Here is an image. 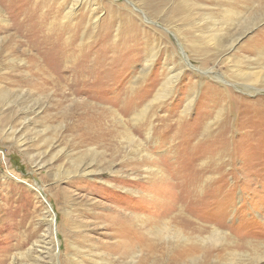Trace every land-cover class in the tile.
Returning <instances> with one entry per match:
<instances>
[{
  "label": "rangeland",
  "instance_id": "374dc122",
  "mask_svg": "<svg viewBox=\"0 0 264 264\" xmlns=\"http://www.w3.org/2000/svg\"><path fill=\"white\" fill-rule=\"evenodd\" d=\"M145 1L0 0V264H264V0Z\"/></svg>",
  "mask_w": 264,
  "mask_h": 264
},
{
  "label": "bare ground",
  "instance_id": "6f19581e",
  "mask_svg": "<svg viewBox=\"0 0 264 264\" xmlns=\"http://www.w3.org/2000/svg\"><path fill=\"white\" fill-rule=\"evenodd\" d=\"M160 0H146L145 1V3L147 4V5H149V8L151 9H153L155 12H156V10H157V8L159 7V5H160ZM145 4V5H146ZM147 8V7H146ZM47 11V10H46ZM48 15H49V13H48ZM55 16V15H54ZM57 16V15H56ZM46 17V16H45ZM44 17V18H45ZM49 18V17H48ZM55 18V17H54ZM50 20V19H49ZM41 21V20H40ZM44 21H46L45 19H44ZM63 21V20H62ZM59 21H57V23H58ZM40 24V23H39ZM64 24V23H63ZM36 25V24H35ZM35 25H34V27H35ZM42 25V24H41ZM53 25V24H52ZM40 26V25H39ZM48 26V25H47ZM50 26V25H49ZM55 27V26H54ZM37 28H38V26H37ZM41 28V27H40ZM72 28V27H71ZM71 28H70V33H71ZM36 29V28H35ZM63 29V28H62ZM65 29V28H64ZM46 30V29H45ZM52 30V29H51ZM41 31V30H40ZM47 31V30H46ZM49 31V30H48ZM60 31V30H59ZM58 31V32H59ZM76 31H77V29H76ZM38 32V31H37ZM67 32H68V30H67ZM41 33V32H40ZM51 33V32H50ZM60 33V32H59ZM59 33H57L58 35H59ZM74 33V32H73ZM39 34V33H38ZM63 34V33H62ZM64 34H66V33H64ZM36 35V34H35ZM50 35V34H49ZM67 35V34H66ZM71 35V34H70ZM42 36V35H41ZM44 36H47V35H44ZM63 36V35H62ZM72 36V35H71ZM54 37H56V36H54ZM61 36H59V38H60ZM64 37H65V35H64ZM64 37H63V39H64ZM68 37V36H67ZM74 37H76L75 36V34H74ZM42 38V37H41ZM45 38V37H44ZM57 38V37H56ZM66 38V37H65ZM54 39V38H53ZM77 39V38H76ZM84 39V38H83ZM119 40V39H118ZM91 42H92V40H90ZM53 42V41H52ZM59 42V41H58ZM62 42L64 43V41L62 40ZM71 43V42H70ZM80 43V42H79ZM17 45V44H16ZM21 45V44H20ZM32 45V44H31ZM38 45V44H37ZM59 45H60V43H59ZM74 45V44H73ZM18 46V45H17ZM62 46V45H61ZM86 46V45H85ZM39 47V46H38ZM70 47H72V46H70ZM74 48V47H73ZM76 48V47H75ZM33 49V48H32ZM63 49H64V47H63ZM67 49V48H66ZM80 49V48H79ZM71 50V49H70ZM60 50H58V52H59ZM64 51V50H63ZM74 52V51H73ZM24 54V53H23ZM38 54V53H37ZM71 54V53H70ZM73 54V53H72ZM66 55V54H65ZM76 55V54H75ZM62 56V55H61ZM60 56V57H61ZM73 56V55H72ZM66 57V56H65ZM77 57V56H76ZM68 58V57H67ZM61 59V58H60ZM73 59H75V58H73ZM73 59H72V61H73ZM79 60V59H78ZM69 61V60H68ZM75 61V60H74ZM34 62V61H33ZM70 63V62H69ZM63 64H64V61H63ZM65 64H67V63H65ZM72 64V63H71ZM63 66V65H62ZM69 67V66H68ZM60 68V67H59ZM57 73V72H56ZM49 76H52V75H49ZM175 79V78H174ZM62 80V79H61ZM167 80V79H166ZM171 78L169 79V81L167 80L166 82L168 83V84H172V82H171ZM173 81V80H172ZM50 84V83H49ZM53 84V83H52ZM51 84V85H52ZM61 84V83H60ZM55 85H56V83H55ZM76 87V86H75ZM190 102V101H189ZM187 103L185 106H186V110L189 108V106H190V104L191 103ZM92 110V109H91ZM184 110V109H183ZM185 110V111H186ZM97 112V111H96ZM92 113V112H91ZM94 115V114H93ZM92 115V116H93ZM87 118V117H86ZM93 118V117H92ZM96 118H98V117H96ZM94 119V118H93ZM185 213V212H184ZM119 217H121V216H119ZM123 219H126V218H124L123 217ZM125 221V220H124ZM127 222V221H126ZM125 223V222H124ZM117 225H119V224H117ZM177 228V227H176ZM180 228V227H179ZM122 229V228H121ZM120 228H118L117 227V229H116V233H118L120 230H121ZM175 230H177V229H175ZM176 233V232H175ZM179 234H180V232H179ZM220 234H219V232H217V231H214V234L212 235L214 238H216V237H220L219 236ZM119 238H121V237H119ZM125 239L124 240H122V243H129L130 241H131V239L130 238H128V237H124ZM117 239V238H116ZM118 240V239H117ZM219 240V239H218ZM121 243V241L119 240V241H116L115 242V244L118 246L119 244ZM113 251H116V252H118L119 250L118 249H116V248H113L112 249ZM178 256V255H177Z\"/></svg>",
  "mask_w": 264,
  "mask_h": 264
}]
</instances>
